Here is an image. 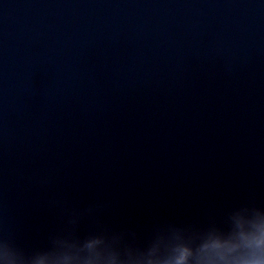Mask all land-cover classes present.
<instances>
[{"label": "water", "instance_id": "water-1", "mask_svg": "<svg viewBox=\"0 0 264 264\" xmlns=\"http://www.w3.org/2000/svg\"><path fill=\"white\" fill-rule=\"evenodd\" d=\"M264 203V0H0V226L63 205L147 226Z\"/></svg>", "mask_w": 264, "mask_h": 264}, {"label": "clouds", "instance_id": "clouds-1", "mask_svg": "<svg viewBox=\"0 0 264 264\" xmlns=\"http://www.w3.org/2000/svg\"><path fill=\"white\" fill-rule=\"evenodd\" d=\"M42 247H25L0 226V264H264V203L254 194L220 211L147 226L115 224L109 205H63Z\"/></svg>", "mask_w": 264, "mask_h": 264}]
</instances>
